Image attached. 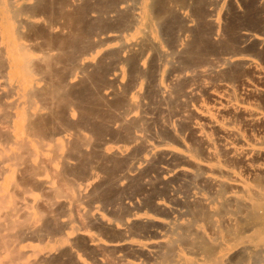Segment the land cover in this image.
<instances>
[{"label":"bare ground","instance_id":"6f19581e","mask_svg":"<svg viewBox=\"0 0 264 264\" xmlns=\"http://www.w3.org/2000/svg\"><path fill=\"white\" fill-rule=\"evenodd\" d=\"M223 2L0 0V120L7 128H0V264H264V25L253 21L226 37L218 21ZM165 75L175 83L165 84ZM80 85L86 104L79 117L90 137L72 129L68 141L81 160L74 168L69 162V171L79 177L62 185V171L59 181L50 170L60 182L53 187L41 177L51 165L45 156L53 151L64 165L68 158L57 152L62 143L50 118L70 117L65 102ZM148 94L180 124V133L172 119L164 125L182 152L163 149L162 131L165 141L160 131L148 136ZM109 139L130 148H111ZM151 155L167 161L158 172L143 168L157 160ZM104 169L102 184L121 187L136 174L148 195L140 204L130 196L136 205L122 210L115 201L120 210L105 217L106 197L94 205L100 188L87 191ZM18 173L26 192L51 189L41 196L59 200L42 215L37 208L46 203H35L38 212L29 205L32 189L24 197L30 203L23 192L22 202L13 194L11 201L5 188ZM153 185L161 189L146 193ZM31 238L44 247L24 243Z\"/></svg>","mask_w":264,"mask_h":264},{"label":"rangeland","instance_id":"374dc122","mask_svg":"<svg viewBox=\"0 0 264 264\" xmlns=\"http://www.w3.org/2000/svg\"><path fill=\"white\" fill-rule=\"evenodd\" d=\"M230 1V2H229ZM253 1V2H252ZM243 2V3H242ZM246 2V3H245ZM254 3V4H253ZM233 4V5H232ZM256 4H258V5H256ZM251 5V6H250ZM264 0H224V2L220 5V7H219V10H218V21H219V23H220V30L222 31V32H224L226 35V37L228 36V37H230V36H234V34H235V32H234V30L236 31H238V29H241L242 30V28H244V25H246L245 26V28L247 29H249V27L248 26H250V25H254V28H256V26H257V28H259L260 26H263L264 25ZM231 6V7H230ZM233 6V7H232ZM256 6V7H255ZM260 8H259V7ZM237 9H236V8ZM230 8V9H229ZM249 8V9H248ZM251 8V9H250ZM255 8V9H254ZM262 8H263V10H262ZM260 10V11H257V10ZM251 11V12H250ZM227 13H228V15L229 16H227ZM230 13V14H229ZM238 13H240V14H242V16L240 15V14H238ZM245 13H247V14H245ZM252 13V14H251ZM256 13H258L257 15L259 16V14H260V16L258 17V16H256ZM252 16H251V15ZM226 17H225V16ZM250 17H249V16ZM227 17H229V18H227ZM237 17H239L238 19H240V22H244L245 24H243V22H242V24L239 22L238 23V19H236ZM242 17H244L243 19H242ZM250 18H253V20L252 19H250ZM257 18V19H256ZM226 19V20H225ZM236 19V20H235ZM261 19H263V20H261ZM232 20H233V22H232ZM238 20V21H237ZM253 21H254V24H253ZM232 22V23H231ZM257 22H258V24H260V25H257ZM226 23V24H225ZM230 23V24H229ZM250 24V25H249ZM223 25V26H222ZM233 25H234V27L235 28H237V29H235V28H233ZM227 27V28H226ZM239 27V28H238ZM224 28V29H223ZM228 29V30H226V29ZM256 28V29H257ZM231 29V30H230ZM233 30V31H232ZM234 32V33H233ZM229 33V35H227ZM167 37H169V36H167ZM55 69H57V68H55ZM164 77H165V79H164ZM163 77V79H164V81H165V84H169L170 83V85H171V83L172 84H174L175 82H173L172 80H170L169 78H167V76L165 75ZM75 80H76V78H75ZM3 82V80L2 79H0V84H2V82ZM77 81V80H76ZM167 82V83H166ZM3 85V84H2ZM2 85H0V89L1 88H3V86ZM82 87V85H80L79 87H76L75 89H73V91L74 92H79V94H77V92L76 93H73L72 94V96H69V102L67 101V102H65V103H69L73 108H71L72 109V111H71V113L69 114V116L71 117H68V115L66 116V115H63V114H61V113H59L58 114V118H56L57 117V115L56 114H54L53 115V117H51L50 118V120H51V123H49V127H50V130H51V128L53 127V136H55V135H57V136H55V138H57L61 143H62V146H61V148L59 149V150H57V152H58V154H60L61 155V157L62 158H64V160L66 159V157L68 158V159H71V158H73V160H68V159H66L67 160V163L69 164V167H67V169L65 168V167H63L62 165H64V164H61V163H63L62 162V160H61V158L59 157L58 158V156H57V161L55 160V158H56V155H54L53 154V151L51 152L50 150L48 151V153H47V156H45V158L46 159H50L51 161L49 162L48 160H46L47 162H49V164L51 163V165L53 166V167H51V165H50V169H48L47 171H46V174L45 175H43V176H41L42 178H44V179H46V180H52L51 179V176H53V174L54 173H56L57 171L58 172H60L61 173V171H62V176H61V178L63 179V181L61 182L62 183V185L65 183L64 182V180L65 179H72L73 178V181L75 180L76 181V179H78V177L79 176H75V173L73 172V171H71V170H73V168H74V166H75V161L78 163V160L80 161L81 160V156H80V154L78 153V151H77V149L76 150H74L73 151V149H72V145H71V143H69L70 141H72L71 140V138H73V136L76 134V132H77V134L76 135H81V133H82V135L85 133V131H86V135L85 136H89L90 137V125L88 124H86L87 123V121H85V110L83 109L84 107V105L86 104L85 103V101H84V103H83V100H81V99H83L84 98V96H85V94H84V92H83V87ZM78 88H79V90H78ZM81 90V91H80ZM77 95V96H76ZM81 95V96H80ZM155 98V101H154V98ZM153 97H150V95L148 94V97H147V99H146V102H147V108L145 109L146 110V115L149 117V119H151V120H154V122H152L151 120H148L151 124H149V123H146V125L147 126H145L148 130H153V132L150 130V132H148V131H146V133L148 132V133H150L148 136H152V137H157V136H159L160 135V137H161V139H162V141H165L166 139H168V140H166L165 141V143H166V146H164V150H167V151H172V152H175V153H180V152H182L183 150H182V148H180L178 145H177V143H173V142H170L171 140H172V138H169V137H167V135H166V126L164 125V124H168L167 123V121H170L171 119H172V121H170L169 123H172L173 125H174V128H175V130H176V132L177 133H180L181 132V126H180V124L178 123V124H176L177 123V121L175 120V118H173V117H171V115H169L170 113L168 112V114H167V112H161L159 109H158V99H156V96H154L153 95ZM153 99V100H152ZM73 100H74V102H73ZM82 102H81V101ZM72 101V102H71ZM80 101V105H79V103H75V102H79ZM150 102V103H149ZM63 103H64V101H62V103L59 105V106H63ZM64 103V104H65ZM152 103V104H151ZM82 104H84V105H82ZM150 104H151V106H150ZM157 106H156V105ZM149 105V106H148ZM57 107H58V105H57ZM80 108V109H79ZM79 109V110H78ZM149 109V110H148ZM158 109V110H157ZM172 110V109H171ZM158 112V113H157ZM80 113V114H79ZM164 114V115H162L161 116V114ZM156 114V115H155ZM82 115H84V116H82ZM166 115V116H165ZM169 115V116H168ZM79 116H82V117H84V118H80ZM150 116H152V117H150ZM160 116H161V118H165V117H167V118H165V119H160ZM56 118V119H53V118ZM66 117H68L69 118V120H68V118H66ZM171 117V118H170ZM65 118L67 119V120H65ZM78 118V119H77ZM170 118V119H169ZM71 119V120H70ZM76 119V120H75ZM79 119H81V120H79ZM167 119V120H166ZM75 120V121H74ZM77 120H79V121H77ZM83 120V121H82ZM161 120H162V122L163 121H165V123L163 122V124L162 123H160L161 122ZM176 122H175V121ZM1 121V120H0ZM58 121H60L59 123H58ZM65 121V122H64ZM66 121H67V123H66ZM86 123H85V122ZM147 121V122H148ZM2 122L3 121H1V123L0 124H2ZM62 122L63 123H66L65 124V126H64V124H62ZM84 122V123H83ZM62 124L60 127H58V124ZM73 123V124H72ZM152 123L154 124V127H151L152 126ZM156 123H157V126H156ZM5 124V129H4V127H2V125H4ZM4 124H2L1 125V130H2V128H3V130L2 131H5L7 128H6V123L4 122ZM78 124V126H76V125ZM176 124V125H175ZM53 125V126H52ZM54 125L56 126V127H54ZM84 125V126H83ZM149 125H151V126H149ZM162 126V127H161ZM65 129H63V128ZM71 127V128H70ZM78 127V129H76ZM157 127H158V129H157ZM68 128V129H67ZM79 128H80V130H79ZM61 129H63L64 131H67V132H65L64 133V131L63 130H61ZM67 129V130H66ZM75 131V134H73V130ZM146 129V130H147ZM55 130H56V133H55ZM69 130V131H68ZM77 130H79V131H77ZM82 130H83V132H82ZM57 131H58V133H57ZM81 131V132H80ZM160 131V132H159ZM164 132V134H165V140H164V138H163V133L162 132ZM62 132H63V134H62ZM80 132V133H79ZM160 133L159 135L157 134V133ZM3 133H5L6 135H7V133L6 132H3ZM79 133V134H78ZM88 133H89V135H88ZM55 134V135H54ZM154 136H153V135ZM157 134V135H156ZM72 136V137H71ZM187 136V137H186ZM160 137H158V138H160ZM66 138H67V140H66ZM64 139V140H63ZM171 139V140H170ZM68 140H70V141H68ZM186 140H188V135H185L184 136V138H183V141H184V143H187V141ZM64 141V142H63ZM109 141H110V139H109ZM172 141H174V140H172ZM113 141H110V143L108 144V146H110L111 148H114V147H116V146H123V147H126V148H130L129 147V145L127 144V143H122L123 141H119V142H116V141H114L116 144H113L112 143ZM169 142V143H168ZM67 143V144H66ZM70 144V146H69V144ZM119 143V144H118ZM120 143H122V144H120ZM66 145V146H65ZM70 148H69V147ZM66 148H67V150H66ZM69 148V149H68ZM71 149V150H70ZM70 151V153L72 154V155H74V153H75V157H73L71 154H69L68 152H65L67 155H65L64 156V151ZM8 153V152H7ZM54 153H56V151H54ZM78 153V154H77ZM53 154V155H52ZM57 154V155H58ZM68 155L71 157V158H69L68 157ZM155 155V154H154ZM156 155H158V154H156ZM55 156V157H54ZM153 155H151V156H149V158H151ZM52 157H54V160L53 159H51ZM157 158V160H156V158ZM2 158H4L5 159V156L3 157V156H0V160L2 159ZM155 158V160L156 161H154V164H153V161H150V159H149V161H150V164H149V161L147 162V164L145 163L143 166H145V165H147V167H143L144 169H145V171L147 170H149L148 169V166H152V167H150V168H154L153 169V171H159V163H162V164H160V167H163V166H165V163L167 162H165V160L163 159V161H164V164H163V161L162 160H160V158H159V156L157 157V156H153V158L152 159H154ZM3 159V160H4ZM78 159V160H77ZM54 161V163H53V161ZM2 161V160H1ZM61 162V163H60ZM73 163V168H70V163ZM65 163V162H64ZM66 163V164H67ZM75 163V164H74ZM158 163V164H157ZM4 164H6V165H8V162H5ZM64 165V166H68V165ZM110 164V163H109ZM149 164V165H148ZM72 165V164H71ZM60 166H61V170H60ZM155 166V167H154ZM72 167V166H71ZM110 167V168H109ZM109 167L107 166V169H109V170H107V171H110L111 170V165H109ZM158 167V168H157ZM51 168H53V169H51ZM156 168V169H155ZM69 169H71L70 171H69ZM50 170H52V171H54L53 172V174L52 173H48V171H50ZM65 170H66V172H65ZM151 170V169H150ZM107 171H105V169H104V172H102L101 173V171H98L97 173V177H95V178H93V179H90L88 182H89V185L90 186H88L87 187V191L89 192L90 190H91V188L93 187V186H97V188L99 189H95V190H98V191H96V192H98V194H100V196L102 195V194H106V196H104L103 198H101L98 194V197L96 196V198H98L99 200H96L95 198H94V205H97L98 206V208H99V206H100V203L102 202L101 201V199L103 200L105 197H106V200H107V202L108 203H110V204H108L107 205V203L106 204H102V203H105L106 202V200H105V202L103 201L102 203H101V205L102 206H100V208H102V209H100L99 208V212H101L105 217H107V218H111L112 217V215L113 214H115V213H113L111 216L109 215V214H111V212H112V209L114 210L113 212H116V211H119L120 210V208L118 209V206L119 205H117V206H115V204L118 202V203H120V206L122 205L123 207L121 208V210L124 208V207H128L129 205H132V206H134V205H136L137 203H141V201L143 200H141V198H145V196L144 195H148V194H145V188L143 187V185L140 183V182H142V181H140L141 179L138 177V176H136V174L132 177V179L130 178H128V180H131V181H127V178H126V180L124 179V180H122L121 181V187H118V186H114V185H107V184H102V181H101V179H102V174H106V172ZM157 171V172H158ZM63 172H65L66 173V175L67 176H65V173H63ZM154 173V172H153ZM152 173V175L154 176V177H156V175H155V173L153 174ZM49 174H52V175H49ZM157 174V173H156ZM57 175H58V173H56V175L54 174V176H56L57 177ZM74 177H73V176ZM98 175H99V177L101 178V179H98L99 177H98ZM18 176H20V174L18 173V174H16V176H14L13 177V179L14 180H16V182L14 181V185H12L11 183H9V185H7V187L5 188V193H7V192H9V193H7V194H10V199H11V201H12V199H13V201L15 200V198L18 200L19 198L21 199V194H20V192H23L22 194V199L25 197V193H28L29 191L31 192V189L33 190V192H31V193H29V197L33 200L31 203H30V200L28 201L30 204L29 205H33V206H35L36 205V207H34L35 208V210L37 211V209H40V210H38L37 212L38 213H40V212H42L41 210H43L44 208H46V207H48V205L49 204H51L52 202H55V200H57L58 198L57 197H55L54 195H53V192H52V196H54V201H53V199L51 198V200H52V202H51V200L49 201V198L47 197V195L46 196H41V195H45V191L46 190H51V189H46V188H44L45 189V191L43 190V189H41V191H44V192H41L40 191V189L38 190V188L36 189V187H31V189L30 188H28L27 190V192H26V190L25 189H23V187H21V185L20 184H22V182H21V180H19V182H21L20 184L18 183L17 184V182H18V180H17V177ZM71 176H72V178H71ZM102 176V177H101ZM66 177V178H65ZM138 177V179H136ZM19 178V177H18ZM58 179H59V181H61V178L59 177V175H58V177H57ZM76 178V179H75ZM58 179H53L52 181H51V184L53 185V187H55L56 186V183H58L59 181H57L56 182V180H58ZM133 179H135L136 181L138 180V181H140V182H138L137 184H136V181L134 182V180ZM81 180V178H79V180L78 181H80ZM49 181V182H50ZM131 182L134 184L135 183V185H133L132 184V186L134 187H136V185H137V187H136V189H135V187H134V189L131 191H129L130 193L132 192V193H134V194H130V193H128V191L126 190L128 187H132L131 186ZM13 183V182H12ZM16 183V184H15ZM60 183V182H59ZM92 183V184H91ZM100 183V184H99ZM139 183L141 184V185H139ZM174 183V184H173ZM171 182V184H172V186L174 187V188H178V187H180V186H178V185H181V187L183 186V184H181V183H178V182ZM99 184V185H98ZM125 184V185H124ZM12 185V186H11ZM24 185V184H23ZM60 185V184H59ZM129 185V186H128ZM11 186V187H10ZM13 186H18V188L16 187V189L14 188L13 190H12V187ZM127 188H126V187ZM143 187V189H144V191L143 190H141L142 188L141 187ZM24 187L26 188L27 186L26 185H24ZM29 187V186H28ZM56 187H58V185L56 186ZM113 187V188H112ZM118 188V190L120 191V195H118L119 194V191L116 189V188ZM125 187V188H124ZM132 187V188H133ZM153 187H155V185H153V186H151L150 187V189L151 190H147V192L146 193H152L151 191H155V190H159V189H161L160 187L158 188L157 186V189H155V188H153ZM120 188H121V190H120ZM141 188V189H140ZM10 189H11V191H10ZM19 189H23V191H20ZM89 189V190H88ZM103 189V190H102ZM125 189V190H124ZM129 189V188H128ZM131 189V188H130ZM25 190V191H24ZM104 190H106V191H104ZM108 190V191H107ZM123 190H124V193L125 192H127L125 195H129V196H125V197H123L124 196V193H122L123 192ZM134 190H135V192H134ZM141 190V191H140ZM14 191V192H13ZM36 191V192H35ZM150 191V192H149ZM51 192H49V193H51ZM108 192H109V196L111 197V199H112V196H113V198L115 199L114 201H112V202H114V203H111V200H110V197L109 196H107L108 195ZM118 192V193H117ZM139 192V193H138ZM40 193V194H39ZM42 193V194H41ZM47 193V192H46ZM48 193V194H49ZM121 193H122V196H121ZM140 193H142V195L144 196H141V194ZM11 194H13L14 196H15V198H14V196H13V198H12V195ZM114 194H115V196H114ZM140 194V195H139ZM51 195H50V197H51ZM133 195H136V196H133ZM49 196V195H48ZM103 196V195H102ZM119 196V197H118ZM134 199V201L136 202V204H135V202H133V204H132V201L133 200H131L132 198ZM141 196V197H140ZM45 197H47L46 199L48 200V201H46V202H42L43 200H44V198ZM100 197V198H99ZM109 197V198H108ZM119 199H118V198ZM40 198H41V200H40ZM108 198V199H107ZM118 200H117V199ZM124 198V199H123ZM128 198V199H127ZM131 198V199H130ZM18 200V201H20V202H22L21 200ZM26 199H27V197H26ZM26 199L24 198L23 199V202H25V203H27L28 204V202L26 201ZM38 199V202L36 201ZM121 199V200H120ZM131 201H130V200ZM59 200V199H58ZM61 200V199H60ZM113 200V199H112ZM41 201V203H39ZM97 201H99V202H97ZM101 201V202H100ZM115 201H116V203H115ZM123 201V202H122ZM48 202H50V203H48ZM97 202V203H96ZM35 203H37L39 206H41L40 204H45V205H42L41 207H38V205L37 204H35ZM117 203V204H118ZM53 204V203H52ZM127 204V205H126ZM58 205V204H57ZM109 206H111V207H109ZM38 207V208H37ZM108 209H107V208ZM115 207V208H114ZM117 207V208H116ZM37 208V209H36ZM47 209L48 208H46V210H43V211H45L44 213H46V211H47ZM101 210V211H100ZM103 210V211H102ZM105 210V211H104ZM44 213H40V215H42V214H44ZM117 213V212H116ZM23 214V213H22ZM108 215V216H107ZM23 216V215H22ZM22 216L20 215V218H22ZM19 218V219H20ZM89 226H92V224L89 222ZM95 229V228H94ZM32 239V241L34 240V242H32L30 239H29V241H27V242H24V243H26V244H30V245H41L42 247H44L43 245L45 244V242H43V245L42 244H39L38 242V240L36 241L35 239L36 238H31ZM37 242V243H36ZM46 249H47V247H46ZM45 249V250H46Z\"/></svg>","mask_w":264,"mask_h":264}]
</instances>
